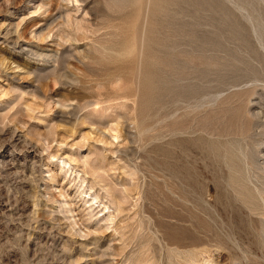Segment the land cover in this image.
I'll use <instances>...</instances> for the list:
<instances>
[{
	"label": "rangeland",
	"instance_id": "obj_1",
	"mask_svg": "<svg viewBox=\"0 0 264 264\" xmlns=\"http://www.w3.org/2000/svg\"><path fill=\"white\" fill-rule=\"evenodd\" d=\"M260 111L264 0H0V264H264Z\"/></svg>",
	"mask_w": 264,
	"mask_h": 264
},
{
	"label": "bare ground",
	"instance_id": "obj_2",
	"mask_svg": "<svg viewBox=\"0 0 264 264\" xmlns=\"http://www.w3.org/2000/svg\"><path fill=\"white\" fill-rule=\"evenodd\" d=\"M153 1H154V0H153ZM155 2H156V1H155ZM155 2H154V3H155ZM154 3H153V4H154ZM155 4H156V3H155ZM157 4H158V2H157ZM156 8H157V6H156ZM158 10H159V8H158ZM146 11H148V9H147ZM156 11H157V10H156ZM154 14H155V13H154ZM151 18H152V17H151ZM144 21H145V19H144ZM66 23H68V21H67ZM69 23H71V22L69 21ZM68 26H69V25H67V27H68ZM70 26H71V24H70ZM71 28H72V27H71ZM74 28H75V27H74ZM62 32H63V31H62ZM62 32H61V33H62ZM69 37H70V36H69ZM66 38H67V37H66ZM67 41H68V38H67ZM145 49H146V48H145ZM141 50H142V49H141ZM143 50H144V49H143ZM46 56H47V55H46ZM50 56H51V55H50ZM54 56H55V55H53L52 58H54ZM55 58H56V57H55ZM141 58H142V56H141ZM139 59H140V58H139ZM139 63H140V62H139ZM137 64H138V63H137ZM143 73H144V72H143ZM148 74H149V73H148ZM142 79H143V78H142ZM259 105H260V104H259ZM255 110H256V109H255ZM260 115H261V116H260ZM255 116H256V118H258V119H260V120H261V117L264 118V114H262L261 111H260V112H257ZM253 122H254V121H253ZM261 126L264 128V122H261ZM257 130H258V129H257ZM93 197H94V196H93ZM93 201H96V198L93 199Z\"/></svg>",
	"mask_w": 264,
	"mask_h": 264
}]
</instances>
